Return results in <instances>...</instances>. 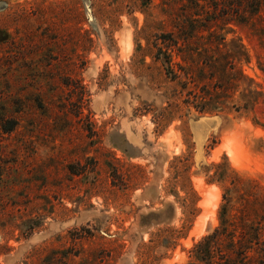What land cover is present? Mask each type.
I'll list each match as a JSON object with an SVG mask.
<instances>
[{
	"label": "rangeland",
	"instance_id": "1",
	"mask_svg": "<svg viewBox=\"0 0 264 264\" xmlns=\"http://www.w3.org/2000/svg\"><path fill=\"white\" fill-rule=\"evenodd\" d=\"M190 7L0 0V264H189L224 205L264 264L263 25L219 20L189 60Z\"/></svg>",
	"mask_w": 264,
	"mask_h": 264
},
{
	"label": "trees",
	"instance_id": "2",
	"mask_svg": "<svg viewBox=\"0 0 264 264\" xmlns=\"http://www.w3.org/2000/svg\"><path fill=\"white\" fill-rule=\"evenodd\" d=\"M188 2L191 7L186 22L179 20L180 22L173 26L176 29L175 36L181 37L180 47L184 50L186 59L191 60L195 55L212 58L210 50L199 47L197 40L200 33L205 31L209 33V36L213 35V28L219 20L224 24L234 22L247 28H252L258 22L263 25L261 31H264V0H188ZM201 2L206 6H202ZM163 37L168 38L170 47L178 44V39L173 37L172 32ZM168 59V57L165 58L167 65L169 64ZM233 60L239 65L247 62L246 52L240 43L235 46ZM206 65L210 68L216 64L209 60ZM230 65L231 63L229 67ZM224 67L222 70L225 71ZM237 71L240 78L238 84L241 85V81L243 82L246 77L242 71ZM169 76L171 79L175 77L172 73H169ZM253 101L251 100V104ZM205 106L206 104H203L197 111L201 114L211 112L208 109L205 110ZM200 150H202L201 147ZM255 237L256 233L244 210L241 209L237 215L231 216L228 213V206L224 205L221 207L220 226L202 237L193 246L191 254L194 261L189 264H252L250 253Z\"/></svg>",
	"mask_w": 264,
	"mask_h": 264
},
{
	"label": "water",
	"instance_id": "3",
	"mask_svg": "<svg viewBox=\"0 0 264 264\" xmlns=\"http://www.w3.org/2000/svg\"><path fill=\"white\" fill-rule=\"evenodd\" d=\"M218 124V119L217 118H199L195 122H190L191 129L193 130H201V135H200V146L202 143L205 141V138L211 130L215 129Z\"/></svg>",
	"mask_w": 264,
	"mask_h": 264
}]
</instances>
